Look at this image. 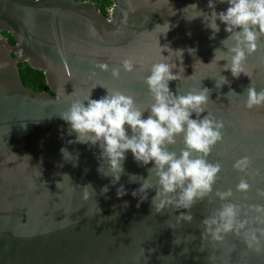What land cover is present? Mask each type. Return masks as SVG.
Returning a JSON list of instances; mask_svg holds the SVG:
<instances>
[{
    "label": "water",
    "instance_id": "95a60500",
    "mask_svg": "<svg viewBox=\"0 0 264 264\" xmlns=\"http://www.w3.org/2000/svg\"><path fill=\"white\" fill-rule=\"evenodd\" d=\"M109 1L113 8L106 16L90 0H0V264H264V235L257 232V242L248 239L249 228H264L257 220L264 214L250 207H264V105L246 107L248 87L264 89V35L256 51L246 53L244 73L233 77L224 68L228 61L210 63L214 49L221 50L219 56L235 43L225 40L230 35L225 25L217 20L220 31L210 38L203 17L191 19L200 10L211 13L208 0ZM214 2L217 12L228 7L227 0ZM190 4L198 9L186 8ZM166 22L164 33L167 26L157 25ZM176 50H182V63ZM162 56L177 65L172 74L184 69L168 82L174 95L209 90L205 111L190 118L210 114L224 125L221 141L206 157L221 170L212 191L190 209L170 204L157 211L164 197L153 200L159 187L155 171L148 172L153 164H140L130 151L113 184L100 148L69 144L76 134H69L60 118L90 92L91 99H99L118 90L133 97L146 119L154 99L145 80ZM125 60L133 61L132 71L124 70ZM21 63L42 72L50 92L27 88ZM113 68L119 69L118 78ZM221 76L228 83L221 84ZM184 147L181 134L168 150L179 156ZM62 148L71 153L65 154L68 160ZM243 157L247 167L234 168ZM140 177L153 186L146 200L143 192L131 194L144 182ZM241 180L249 184L247 191L238 190ZM120 185L127 194L118 198ZM228 190L232 195L221 200L217 193ZM228 203L239 206L238 219L248 225L214 240L203 220ZM182 213L191 214L192 221Z\"/></svg>",
    "mask_w": 264,
    "mask_h": 264
},
{
    "label": "clouds",
    "instance_id": "9594fccd",
    "mask_svg": "<svg viewBox=\"0 0 264 264\" xmlns=\"http://www.w3.org/2000/svg\"><path fill=\"white\" fill-rule=\"evenodd\" d=\"M219 2L223 3L224 0ZM227 4L225 11L217 12L214 0H208L207 7L212 10L211 13L206 14L199 9L201 15L191 19L203 17L207 22L206 26L213 33L210 38H214L215 33L220 31L217 20L225 25L224 31L230 34L225 40L231 39L235 43L227 48L226 53L219 56L218 52L221 50L214 49V57L210 63L226 60L228 63L224 65V68H230L232 76L238 77L240 73H244L242 64L246 60V53L250 55L255 52L257 41L264 35V0H227ZM188 7L198 9L196 4H190L186 8ZM165 25L167 27L164 33L169 30V24L166 22L164 25H157ZM225 40L221 41L223 45ZM165 50L173 52L170 48ZM175 52L180 53L182 63V50ZM162 57L161 62L153 64L150 75L145 80L154 99L150 107L151 114L146 119L142 118L144 110L135 105L131 95H125L118 90L109 92L107 89V94L99 99H91L90 92L83 99L74 100L60 118L69 125V134H76L75 140L68 141L69 144L87 143L100 148V156L108 161L113 184L120 180V175L124 172L122 162L125 159V153L130 151L133 158L140 164L147 165L150 162L153 164L148 172L150 174L153 170L155 171L159 186L153 200L164 197L157 205V211L170 204H175L177 208L190 209L198 199L212 191V185L221 170L218 162L209 163L206 157L210 154L211 148L221 141V130L224 125L222 121L216 120L210 114L199 120L190 118L192 113L199 116L205 111L202 105L209 101V90L204 88L198 92L190 91L184 95H174L169 90L168 82L176 81L184 69L180 67L178 74H172L171 69L177 65L164 62L168 57ZM122 66L125 71H132L133 61L125 60ZM99 67L101 70H108L106 64H101ZM112 75L118 78L119 69L113 68ZM221 77L223 80L221 84L228 83L224 76ZM221 84H217V87ZM85 101H87L86 106ZM258 105H264V89L257 92L254 86H250L247 89L246 107ZM128 129L131 130V135L128 134ZM181 134H183L185 147L177 156L175 151L168 150V146L176 144V137ZM61 151L65 159L66 153L71 155L66 148H62ZM248 163V158L243 157L233 166L244 170ZM135 177L138 176L130 175V181H136L133 179ZM140 178L144 182L131 194L135 197L137 192H143L146 200L147 190L153 186L147 179ZM249 187L245 180H241L237 185L240 191H247ZM108 191L107 186L102 188L103 193ZM126 194L124 186L120 185L116 192L117 197H123ZM217 195L221 200H225L232 193L228 190ZM250 207L257 213L264 214V207L259 205ZM239 214V206L228 203L222 205L213 216L203 220V223L207 226V231L211 233L212 238L219 241L223 239L222 233L239 232L247 227L248 221L238 219ZM181 216L188 222L193 219L191 214L182 213ZM257 220L264 224V216L257 217ZM257 232L264 235V228H249L248 239L257 242ZM251 246L252 244L249 243V247Z\"/></svg>",
    "mask_w": 264,
    "mask_h": 264
},
{
    "label": "trees",
    "instance_id": "16d2710c",
    "mask_svg": "<svg viewBox=\"0 0 264 264\" xmlns=\"http://www.w3.org/2000/svg\"><path fill=\"white\" fill-rule=\"evenodd\" d=\"M76 1H89V0H76ZM90 1H93L96 5V8L99 11L103 12L104 14L106 12L105 10L112 5V3L109 0H90ZM1 36L6 37L9 40V42L14 43V39L9 33L2 32ZM18 70L20 72L22 81L27 88L34 90L35 92H43V91L50 92L47 88L44 74L42 72L30 68V66L27 63L18 64Z\"/></svg>",
    "mask_w": 264,
    "mask_h": 264
},
{
    "label": "built area",
    "instance_id": "2783aa9c",
    "mask_svg": "<svg viewBox=\"0 0 264 264\" xmlns=\"http://www.w3.org/2000/svg\"><path fill=\"white\" fill-rule=\"evenodd\" d=\"M113 8V5H111L109 8H107L105 11V15L106 16H109L110 15V13H111V9Z\"/></svg>",
    "mask_w": 264,
    "mask_h": 264
}]
</instances>
